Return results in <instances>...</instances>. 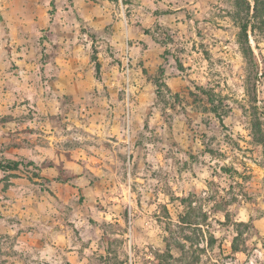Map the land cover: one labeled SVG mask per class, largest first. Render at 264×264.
Here are the masks:
<instances>
[{"label": "rangeland", "instance_id": "rangeland-1", "mask_svg": "<svg viewBox=\"0 0 264 264\" xmlns=\"http://www.w3.org/2000/svg\"><path fill=\"white\" fill-rule=\"evenodd\" d=\"M238 11L0 0V264H264V27L246 56Z\"/></svg>", "mask_w": 264, "mask_h": 264}, {"label": "trees", "instance_id": "trees-1", "mask_svg": "<svg viewBox=\"0 0 264 264\" xmlns=\"http://www.w3.org/2000/svg\"><path fill=\"white\" fill-rule=\"evenodd\" d=\"M239 11L237 12V20H239V25L241 27L240 32V44L242 50L246 56L253 53L248 38V30L264 27V0H236ZM252 2L254 3L252 6ZM245 12L244 16L242 12ZM253 11V14H251ZM259 24V26H258ZM98 64V71H99ZM19 165V162L9 161L7 164L1 163L0 166L7 169H15Z\"/></svg>", "mask_w": 264, "mask_h": 264}]
</instances>
